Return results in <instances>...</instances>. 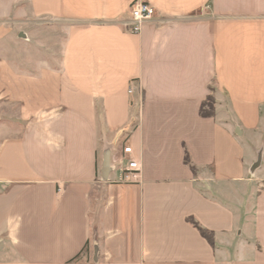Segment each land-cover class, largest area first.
Segmentation results:
<instances>
[{"label":"crops","instance_id":"obj_1","mask_svg":"<svg viewBox=\"0 0 264 264\" xmlns=\"http://www.w3.org/2000/svg\"><path fill=\"white\" fill-rule=\"evenodd\" d=\"M137 1L0 0V264H264V0Z\"/></svg>","mask_w":264,"mask_h":264},{"label":"built area","instance_id":"obj_2","mask_svg":"<svg viewBox=\"0 0 264 264\" xmlns=\"http://www.w3.org/2000/svg\"><path fill=\"white\" fill-rule=\"evenodd\" d=\"M205 8L208 9L209 5H206ZM130 14L131 30L137 33L147 21L157 16V11L149 2L139 0L132 5ZM129 91L132 92V89ZM122 153L123 180L127 182L138 180L141 163L135 157L133 147L131 145H124Z\"/></svg>","mask_w":264,"mask_h":264},{"label":"trees","instance_id":"obj_3","mask_svg":"<svg viewBox=\"0 0 264 264\" xmlns=\"http://www.w3.org/2000/svg\"><path fill=\"white\" fill-rule=\"evenodd\" d=\"M214 104H215V98L213 97L212 94H210L207 99L202 103L201 106V115L202 116H213L214 115ZM186 160L187 162L189 161V157L188 155L186 156ZM189 221H191L199 230L200 232L203 234V236H205L209 241L212 242V234L206 230L205 228L201 227L195 220L193 219H189Z\"/></svg>","mask_w":264,"mask_h":264},{"label":"water","instance_id":"obj_4","mask_svg":"<svg viewBox=\"0 0 264 264\" xmlns=\"http://www.w3.org/2000/svg\"><path fill=\"white\" fill-rule=\"evenodd\" d=\"M110 168V156H109V153H107L106 157H105V160H104V168L103 170L105 172H107Z\"/></svg>","mask_w":264,"mask_h":264},{"label":"rangeland","instance_id":"obj_5","mask_svg":"<svg viewBox=\"0 0 264 264\" xmlns=\"http://www.w3.org/2000/svg\"><path fill=\"white\" fill-rule=\"evenodd\" d=\"M57 40V39H56ZM63 41V39H62V37H60V40H59V42L61 43ZM56 42V41H55ZM57 43V42H56Z\"/></svg>","mask_w":264,"mask_h":264}]
</instances>
